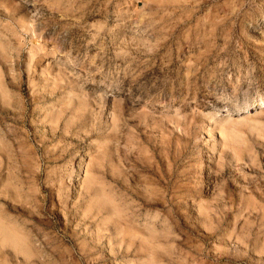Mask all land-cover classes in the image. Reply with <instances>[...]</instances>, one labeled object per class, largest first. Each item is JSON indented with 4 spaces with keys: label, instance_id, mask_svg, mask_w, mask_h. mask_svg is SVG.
Segmentation results:
<instances>
[{
    "label": "rangeland",
    "instance_id": "374dc122",
    "mask_svg": "<svg viewBox=\"0 0 264 264\" xmlns=\"http://www.w3.org/2000/svg\"><path fill=\"white\" fill-rule=\"evenodd\" d=\"M0 264H264V0H0Z\"/></svg>",
    "mask_w": 264,
    "mask_h": 264
},
{
    "label": "bare ground",
    "instance_id": "6f19581e",
    "mask_svg": "<svg viewBox=\"0 0 264 264\" xmlns=\"http://www.w3.org/2000/svg\"><path fill=\"white\" fill-rule=\"evenodd\" d=\"M10 231V230H9ZM13 238V237H12ZM14 238H15V236H14Z\"/></svg>",
    "mask_w": 264,
    "mask_h": 264
}]
</instances>
